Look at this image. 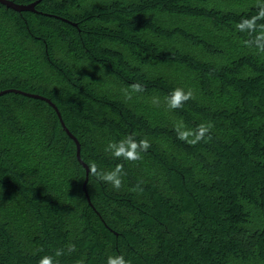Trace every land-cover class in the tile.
<instances>
[{
    "label": "trees",
    "instance_id": "obj_1",
    "mask_svg": "<svg viewBox=\"0 0 264 264\" xmlns=\"http://www.w3.org/2000/svg\"><path fill=\"white\" fill-rule=\"evenodd\" d=\"M258 42L264 0L0 2V92L49 99L89 168L87 198L54 108L0 96V264H264ZM129 137L137 160L106 151ZM117 167L119 188L98 179Z\"/></svg>",
    "mask_w": 264,
    "mask_h": 264
},
{
    "label": "clouds",
    "instance_id": "obj_2",
    "mask_svg": "<svg viewBox=\"0 0 264 264\" xmlns=\"http://www.w3.org/2000/svg\"><path fill=\"white\" fill-rule=\"evenodd\" d=\"M245 26L251 28L250 22H244L243 24L237 25L238 28L243 29ZM259 47H264V44H260L258 42ZM191 93L190 92H184L182 89H175L172 91L169 97V106L172 108H178L180 107L182 101H186L189 99ZM207 129L203 126L198 128L195 133L192 132H185V131H179L178 135L180 139H186L189 135H194V139H192L190 142L195 143L196 141L200 140ZM139 147L141 150L147 147V144L144 141H140ZM138 145L137 143L131 138H127L126 140H122L118 142L117 144L109 143L107 145L106 151H110L111 155L114 158H123L127 161H135L138 159L139 153L137 151ZM90 171L95 173V166H92L90 168ZM98 179L103 180L106 183H110L114 188H119L121 184L120 179V168L117 167L116 169L108 172H104L102 174H97ZM56 256L61 255V251L57 250L55 252ZM38 264H54L53 257L44 255L40 257L38 260ZM106 264H128V262L125 260V258L122 255L113 254L107 257Z\"/></svg>",
    "mask_w": 264,
    "mask_h": 264
},
{
    "label": "water",
    "instance_id": "obj_3",
    "mask_svg": "<svg viewBox=\"0 0 264 264\" xmlns=\"http://www.w3.org/2000/svg\"><path fill=\"white\" fill-rule=\"evenodd\" d=\"M0 2L2 4H4L5 6L9 7V8H12L16 11H34V7L35 5L39 2V0L37 2H34V3H31V4H28V5H19V4H15L13 3L12 1H9V0H0ZM6 93H18V94H21V95H24V96H28V97H32V98H37V99H41L43 101H46L48 104H50L54 110L56 111L57 115H58V118L60 120V123L63 127V129L66 131V133L74 140L75 144H76V148H77V152H76V156L79 160V162L82 164V166L85 168L86 170V178H85V181L83 183V190L84 192L86 193V196H87V192H86V184H87V177H88V173H89V168L88 166L80 159V145H79V142L78 140L69 132V130L65 127V124L61 118V115L57 109V107L47 98L43 97V96H40V95H36V94H29V93H25V92H22V91H19V90H14V89H9V90H5V91H2L0 92V96L3 95V94H6ZM88 198V196H87Z\"/></svg>",
    "mask_w": 264,
    "mask_h": 264
}]
</instances>
